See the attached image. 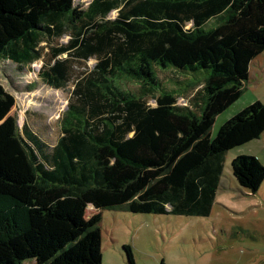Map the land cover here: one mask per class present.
<instances>
[{"label":"trees","instance_id":"1","mask_svg":"<svg viewBox=\"0 0 264 264\" xmlns=\"http://www.w3.org/2000/svg\"><path fill=\"white\" fill-rule=\"evenodd\" d=\"M263 52L264 0H92L85 10L75 0H0V66L44 61L39 83L72 84L57 142L24 124L14 135L22 159H10L22 172L0 161L1 181H24L0 192V264H102V215L89 221L90 206L209 217L227 154L264 134L255 102L210 135ZM158 70L182 90L163 88ZM13 102L0 84V122ZM231 170L258 193L255 157L238 156ZM123 251L136 264L132 248Z\"/></svg>","mask_w":264,"mask_h":264},{"label":"rangeland","instance_id":"2","mask_svg":"<svg viewBox=\"0 0 264 264\" xmlns=\"http://www.w3.org/2000/svg\"><path fill=\"white\" fill-rule=\"evenodd\" d=\"M92 0H75V5L85 10ZM117 16L114 11L110 19ZM68 38L62 40L66 43ZM67 56H64L66 58ZM264 57V56H263ZM44 61L29 68L12 63L0 66V84L13 99V105L0 122V161L11 169L20 170L22 150L15 133L21 134L24 124L49 145L60 137V120L67 109L72 84L54 89L39 83L38 72ZM94 60L88 65L92 68ZM171 72V68L166 69ZM159 74V75H158ZM155 75L168 90H182L177 82H168L163 71ZM196 84L195 76L182 74ZM37 82V89L28 91L30 83ZM136 91L138 86L128 87ZM180 99L179 104L187 102ZM261 102L264 105V72L253 64L245 83L242 97L220 114L212 128L215 138L221 126L242 110ZM155 105L154 101H150ZM199 112V109L196 108ZM252 155L264 167V136L261 140L239 147L227 155L221 185L217 191L209 217H177L153 214H132L122 210H104L99 223L102 230V264H127L123 246L131 247L136 264H264V183L257 194L242 190L232 175L231 163L238 155ZM18 160L10 165V159ZM12 163V161H11ZM0 180V192L12 193L22 185ZM101 215L93 207L87 209V218ZM24 264H35L26 261Z\"/></svg>","mask_w":264,"mask_h":264},{"label":"crops","instance_id":"3","mask_svg":"<svg viewBox=\"0 0 264 264\" xmlns=\"http://www.w3.org/2000/svg\"><path fill=\"white\" fill-rule=\"evenodd\" d=\"M264 52L262 53V54H260L253 62H252V64H251V66L253 65V64H257L258 65V67L264 72ZM251 66H250V69H251ZM217 119V118H216ZM216 123V122H215ZM210 135L212 136V129H211V132H210ZM263 136H264V134L262 135V137L259 139V140H261L262 138H263ZM259 140H257V141H259ZM255 142V141H254ZM253 143V142H252ZM228 156V155H227ZM227 156H226V158H227ZM238 156H241L240 154L238 155ZM246 156H249V155H246ZM250 156H252V155H250ZM225 161H226V159H225ZM90 207H92V206H90ZM94 208V207H93ZM95 210H97V209H95ZM103 211L104 210H98V212H100L101 213V215H103Z\"/></svg>","mask_w":264,"mask_h":264}]
</instances>
